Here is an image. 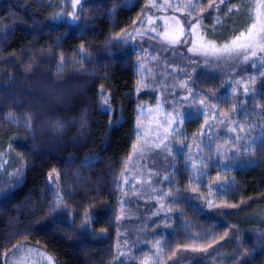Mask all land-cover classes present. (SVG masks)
Wrapping results in <instances>:
<instances>
[{"label":"trees","instance_id":"1","mask_svg":"<svg viewBox=\"0 0 264 264\" xmlns=\"http://www.w3.org/2000/svg\"><path fill=\"white\" fill-rule=\"evenodd\" d=\"M257 3L205 0L191 24L199 20L208 40L229 41L250 26ZM148 9L147 0H0V161L8 159L0 167V264L24 241L44 246L57 264H139L117 262L125 236L119 180L139 139V110L159 99L138 89L147 50L178 67L185 87L170 97L188 105L189 138L223 136L242 112L236 103L247 108L237 121L258 118L264 128V52L247 61L209 59L150 34L128 37ZM242 77L253 80L244 98L234 92ZM261 136L250 159L228 168L213 162L203 188L220 174L217 184L228 180L214 185L213 207L190 188L186 153L176 154L165 229L147 236L165 238V256L176 259L170 264H264V222L243 219L264 212ZM138 222L124 224L131 232Z\"/></svg>","mask_w":264,"mask_h":264},{"label":"rangeland","instance_id":"2","mask_svg":"<svg viewBox=\"0 0 264 264\" xmlns=\"http://www.w3.org/2000/svg\"><path fill=\"white\" fill-rule=\"evenodd\" d=\"M204 1L191 0V3L195 5L194 10L192 8H180L177 10L168 5L188 4L189 0H147L150 9L143 13L139 22L128 32V37L138 34H150L165 42L163 35L165 22L169 25V32L171 33L173 17L180 20L185 32H187L189 23L195 21L203 13ZM152 5H157L158 7H152ZM189 12L191 16L188 15ZM153 28L155 31H152ZM246 29L243 31H246ZM204 40L214 42L217 46L228 42L208 40L204 33L196 28L195 34L189 36L187 42L182 39L180 43L175 44L174 48L183 49L186 47L188 50L193 48L194 43L195 47L199 48ZM184 44L186 45L183 46ZM189 53L209 59L216 58L188 50ZM226 58L223 57L221 59ZM138 66L141 72L138 89H152L158 93L159 99L153 106L140 108L139 110L137 120L139 139L135 145L136 149H142L143 151L133 149L119 180V187L122 192L119 221L124 226L125 236L119 238L117 262L144 264V261L147 260L149 264H170V261L176 259L165 256L163 252L165 249V238L159 235L157 238L149 239L147 236L151 238V235H154L157 231L165 229V218L169 217L168 213L170 212L166 204V197L168 196L166 194L175 189L174 173L177 171L178 165H180L178 164L179 160L175 161L176 154L186 153L183 163L192 173L190 175V188L195 192H200L207 205L209 202L215 205L216 196L214 190L222 183L226 186L228 180H223L221 184H217L222 177L220 174L214 184L213 181H209V185L206 184L207 190L203 188L206 178L209 177L213 162L228 168V161L236 165L243 160L250 159L256 142L261 135V137L264 136L263 120L252 118L249 120L250 124L246 122V125H243L239 121L245 119L247 108L236 103L235 108L242 112L236 119L235 124L234 122L232 123V125L234 124L233 127L231 126L228 130L221 132L223 136H213L208 132L203 133V138L191 139L189 138L190 135L188 136L185 132L184 126L188 105L184 102H177L178 100L176 101L170 97L172 89L185 87V82L177 77L178 67L161 60V56L150 49L139 58ZM245 88H247V92H245ZM252 90V79L242 77L234 83V92L237 96H243L244 98ZM204 101L206 100H200L201 107L207 109L209 105L206 102L204 103ZM237 101H240L239 97ZM209 117L208 115L207 119ZM231 129H236V131L233 132ZM217 130L221 131L219 128ZM226 135H228V140L224 141L227 137ZM237 137L240 138L237 139ZM7 165L8 159L0 161L1 168ZM133 197L138 199L137 204L130 203ZM161 216L164 218L163 222L155 224L156 220L161 218ZM243 219L249 221L254 219L257 220V223L264 222V212L259 210L252 214H247ZM125 220L135 223L140 220L138 222L139 227L129 232V229L133 226L124 224ZM191 251H193V257L196 260L199 255L197 253L198 250ZM206 252L201 253L204 255ZM189 254L191 255V253L186 254L188 258ZM215 256L218 258L216 252ZM6 264H57V260L55 255L50 254L44 246L24 241L16 244L7 253Z\"/></svg>","mask_w":264,"mask_h":264},{"label":"snow or ice","instance_id":"3","mask_svg":"<svg viewBox=\"0 0 264 264\" xmlns=\"http://www.w3.org/2000/svg\"><path fill=\"white\" fill-rule=\"evenodd\" d=\"M78 2L79 0H77V3ZM221 2H223V0H221ZM168 6L176 8L177 10H179L180 8H192L193 10L195 9V5L191 3V0H189L188 4ZM152 7L158 6L152 5ZM188 15L191 16V13L189 12ZM172 19L173 25L171 26V33L169 32V25L167 24V22H165L163 33L165 42L169 45L178 44L182 39L184 40V42H187V38L195 34L196 28L199 25V20H197L196 24L189 23V30L185 32L180 20L176 17H173ZM152 31H155V29L153 28ZM256 49L264 52V0H258V3L255 5V15L253 22L246 29V31L240 32L239 35L234 36L227 43H223L220 46H217L214 42L204 40L200 44L199 48H196L194 43L193 48H190L188 50L200 52V54L202 55L212 56L216 58L227 57L230 59H234L242 57L244 61H247L250 58L249 53L253 57L257 55ZM245 92H247V88H245ZM231 131L235 132L236 129H231ZM239 138L240 137H237V139ZM133 148L136 149V145H133ZM136 150L141 152L143 151L142 149ZM166 195H170V193ZM213 206L214 205L209 202L208 207ZM53 207L59 208V205L53 204ZM224 207H235V205H224ZM200 250L206 251V249L204 248H201ZM144 264H149V262L145 260Z\"/></svg>","mask_w":264,"mask_h":264}]
</instances>
